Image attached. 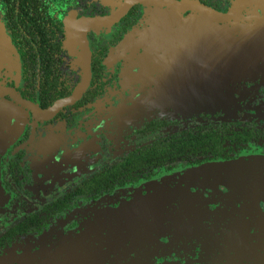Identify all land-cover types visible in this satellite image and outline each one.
Here are the masks:
<instances>
[{
  "label": "flooded vegetation",
  "instance_id": "obj_1",
  "mask_svg": "<svg viewBox=\"0 0 264 264\" xmlns=\"http://www.w3.org/2000/svg\"><path fill=\"white\" fill-rule=\"evenodd\" d=\"M153 7L0 0V264H264V47L130 65Z\"/></svg>",
  "mask_w": 264,
  "mask_h": 264
},
{
  "label": "water",
  "instance_id": "obj_2",
  "mask_svg": "<svg viewBox=\"0 0 264 264\" xmlns=\"http://www.w3.org/2000/svg\"><path fill=\"white\" fill-rule=\"evenodd\" d=\"M130 1L148 2L154 6L153 11L149 12L146 25L140 30L130 31L119 44V50L126 51L130 65L135 58L129 54L130 48L136 44L146 48L147 56L150 49L162 48L166 58H162L161 62L168 61L171 64L177 61V56H181L182 63L194 64L202 56L218 53L220 63L238 65L241 62L247 63L248 56L251 61H257L261 55V47H264V0H234L226 13H219L188 0ZM247 6L251 15L245 18L241 14ZM156 8L160 10L155 11ZM186 11L190 14L181 17L180 12ZM0 50L4 51L6 57L13 58L15 54L7 38L3 42L0 38ZM167 57L172 58L170 60ZM14 58L9 61L12 66ZM144 60L150 61V58L145 56ZM186 67L188 70L191 66Z\"/></svg>",
  "mask_w": 264,
  "mask_h": 264
},
{
  "label": "rangeland",
  "instance_id": "obj_3",
  "mask_svg": "<svg viewBox=\"0 0 264 264\" xmlns=\"http://www.w3.org/2000/svg\"><path fill=\"white\" fill-rule=\"evenodd\" d=\"M160 10V8L158 9V8H156L155 9V11H159ZM150 11H153V8L152 9H150L148 12H150ZM154 14H156V13H154ZM176 60L177 61H175V65H174V67L176 66V65H181V63H182V59H181V56H177L176 57Z\"/></svg>",
  "mask_w": 264,
  "mask_h": 264
}]
</instances>
